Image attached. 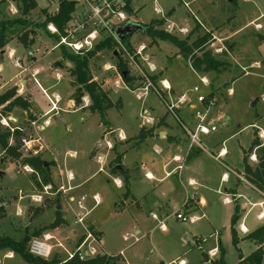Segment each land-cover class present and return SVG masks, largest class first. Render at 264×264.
<instances>
[{"label":"rangeland","instance_id":"obj_1","mask_svg":"<svg viewBox=\"0 0 264 264\" xmlns=\"http://www.w3.org/2000/svg\"><path fill=\"white\" fill-rule=\"evenodd\" d=\"M131 4L135 8V12L131 15L133 20L148 24L153 20L162 19L164 23L159 27L175 34L178 38L184 39L189 36V42L196 38L202 39V49L191 53V56L180 54L179 48L170 41L158 39L152 42V38L142 31L135 32L123 41L135 55L139 67L150 76L153 83V73L149 70L152 68L151 63L155 66L157 77L160 78L159 74H161L162 79L168 81L169 85L165 84V86L168 88L169 101H176L183 96L186 98L184 103H196L202 112L209 115L208 123L220 127L219 132L225 129L227 134H231L241 126V132L229 137L225 142L230 151L228 161L231 166H239L242 148H248L251 145L257 131L261 144L257 151L256 163L250 162L254 167L260 155L264 154V140L260 138L256 129V127H264V0H131ZM44 9L48 12L54 11L55 5L49 0H37L36 8L25 17L36 23L41 22L44 20ZM20 15V5L15 0H0V20ZM37 33L33 47H40V51L35 52L32 57L19 41V37H14L2 49L4 52L0 50V94L10 87L21 85V80L25 79L26 83L23 87L26 93L24 91L22 95H29L32 98L34 105L40 111L39 114L45 113L50 107L42 89H46L50 95L55 93L60 95L61 109L58 113L51 114L50 124L44 123L47 117H43L38 122L37 134L49 144L48 150L44 149L40 154L52 165L55 164L53 159L59 161L64 173L68 169L77 173V183L83 181L74 195H87L86 209L82 211H89L85 217L87 223L93 221L102 231L101 244L105 251L110 254H119L122 251L121 254L124 253L129 264H163L176 258L183 259L184 264H212L214 259L220 257L221 242L225 251L226 264H236L239 251L232 242L231 232V220L235 214L236 205L225 201L227 195L225 190L217 191L218 181L214 179L211 188L203 189L207 192L209 203L194 213L195 222H191L189 218L178 219L175 214L186 196L182 186L184 185L183 189L186 187L187 190H191L188 177H196V174L200 173L197 169L198 163L186 167L181 178L183 184L179 179L180 176L175 175L174 180H177V183L173 181L175 188L171 197V206L165 209V212L170 214L165 222L167 231L157 228L151 233L149 230L156 222L149 217L147 208L140 210L136 208L135 203L131 206V203L125 200V173L116 168L117 160H112L111 170L108 167H105V170L99 168L102 166L100 162H103L100 159L101 156H105L104 165H106L108 156L115 154V150L109 145L110 141L129 138L131 143H136V136L142 126H152L164 117L175 126L177 123L180 125L177 119L167 112L163 99L152 87L148 90L143 87L137 88L134 83H126L120 73L113 69L105 70V64L115 65L118 60L110 51L103 50L90 59V69L93 79L104 90L111 91L110 98L113 106L107 109L104 115L92 114L78 107L70 108L68 101L72 98L76 86L72 83L73 77L70 70L61 61L62 49L54 48L58 36L51 34L48 28L47 30L39 28ZM140 45L146 46L144 54H150L151 63L145 62L136 55L135 50ZM11 50L15 51V57L21 59L22 67L15 65L14 58L10 55ZM194 56H209L224 64L215 68L207 67L208 70L205 73L199 72L191 63ZM33 57L36 60L31 62L30 58ZM31 64V70H24V67ZM54 64L57 65L54 66ZM36 68L38 69L37 81L32 76L33 69ZM136 70L135 73L140 75L138 68ZM57 73L61 75L58 76ZM203 75L209 79V85L202 81ZM117 80H120L119 84L116 83ZM140 80L138 84L145 86V79L140 77ZM155 85L160 88L156 83ZM196 86L199 88L198 91L194 90ZM172 89L175 91L174 94L171 93ZM19 90L18 88V95L21 94ZM210 92H214L215 100L207 108L200 97ZM85 97L78 105L85 106L87 101L90 103L87 93ZM146 108L148 112L144 111ZM1 109L3 108L0 107V112ZM175 112L184 123L188 124L179 109L176 108ZM37 113L36 110L34 113V110L15 107L10 113H4L8 116H4L3 120L11 126L23 127V132L35 134L32 121L37 117ZM59 113L61 115L57 117ZM41 124L45 125V129L40 128ZM187 126L190 127L189 124ZM226 136L211 134L204 137L201 134L199 140L209 154H214L212 143L215 139L219 137L224 139ZM10 142L13 143V139ZM130 145L124 146L120 143L117 149L124 151ZM194 148L197 150V145ZM151 150H153V141L149 139L139 150L128 148L124 152L122 161L131 166L132 162L138 161L145 155H148L149 159L152 157L158 160L151 155ZM72 153L75 154L71 157ZM18 160L19 158L10 156L0 146V202H3L0 205V212L3 214L0 219V236H10L20 240L26 235L32 238L43 237L45 233L52 231L50 233L54 239L50 243L54 244V248L48 259L54 256L67 259L69 252L77 246L83 228L81 225L74 224V214L64 198L61 199V204L63 210L68 213L69 224L37 233L49 226L57 216L56 206L59 194L55 193L58 188L55 182L58 181V172L56 175L54 173L51 184L44 183V185H51V193L44 194L45 200L42 204L36 203L31 196L40 194L43 185L41 183L37 185L36 180L39 179L25 172L18 165ZM145 160L149 163L147 159ZM158 162V166L162 169L165 160H158ZM199 163H204L205 167L211 169L213 178L219 176V169L217 174H214L216 162L209 155H202ZM173 164H169L170 167ZM114 167L119 172H114ZM116 173L119 175L115 176ZM134 176L136 182L133 183V188L136 192H140L146 180L145 170L135 171ZM117 177L123 184L118 185L115 182ZM213 178L207 179V182ZM242 191H244L243 201L249 195H253L256 202L264 199L263 196L252 191L247 184L242 185ZM95 195L100 198L98 202L94 198ZM124 201L127 206L122 208ZM33 206H42L45 209L38 215ZM245 209L249 208L245 206ZM261 210V206L251 208L246 214L247 226L255 224L257 213ZM20 211L23 214L19 215ZM235 227L239 236L238 223ZM136 229H140L141 232L136 233ZM195 240L198 242L193 243ZM58 242H61L62 246H58ZM238 245L244 255H248L256 248L252 241L244 237ZM8 252L9 249L0 250V264H30L20 254L14 252L12 257L6 255ZM204 254L209 257L208 260L204 258Z\"/></svg>","mask_w":264,"mask_h":264},{"label":"crops","instance_id":"obj_2","mask_svg":"<svg viewBox=\"0 0 264 264\" xmlns=\"http://www.w3.org/2000/svg\"><path fill=\"white\" fill-rule=\"evenodd\" d=\"M126 3H127V7L131 8V12H129V10H130L129 8H128L129 10H127L128 14H129V20L128 21L141 23L139 21L131 19V15L135 12V8L132 6L131 0H126ZM167 18H169V16ZM141 24H143V23H141ZM36 48H39V51H40V47H36ZM36 48H34V47L32 48L33 49V53H32V55L30 57H32L35 52H39V51L36 50ZM11 51H14V50H11ZM2 52H4V51L2 50ZM61 52H62L61 61L70 70V68L73 65H72V63L70 61L63 59V49L61 50ZM144 52H145V50H144ZM111 53L117 59L116 52H114V53L111 52ZM145 56L147 58V60L145 62L149 61L150 54L149 53H145ZM30 60L32 62L33 60H36V59H35V57H33V58H30ZM32 64L30 66H27L29 68V70H31ZM56 65L57 64H54V66H56ZM59 65L62 66L60 63H59ZM106 65H108V64H106ZM150 65L153 68V69L149 68L150 72L153 73L152 77H155L154 80H153L154 84L156 83L158 86H160V88L164 91V93L166 95V98H167L168 89H166L165 84L169 85L168 81L166 79H162L161 74H159L160 78H158L157 74L155 73V70H154L155 66L152 63ZM104 68H105V65H104ZM113 71H115V69H113ZM33 72L35 73V77H36V75L38 73V69L37 68L33 69ZM70 72H71V70H70ZM203 73H205V72H203ZM57 75L60 76L61 74L57 73ZM131 76L134 77L133 83L135 84V86H137V84L140 83V81H141L140 78H138L134 74H131ZM203 76H205V75H203ZM71 77H73V76L71 75ZM121 77L123 78V76H121ZM25 83H26V80L23 79V80H21V85H16L20 89L19 90L20 93H21L20 95H22V93H24V91L26 93V90L23 87V85ZM72 83L74 84V77H73ZM16 86H13V87H16ZM75 86H76V89H77L78 86L77 85H75ZM10 88H12V87H10ZM10 88H8V89H10ZM76 89H75V91H76ZM105 91H107V90H105ZM74 93L75 92H73L72 98L69 99V101H68V106L70 108L78 107V108H82L83 111L86 110V111H89L92 114H96V113L92 112L89 108H87L86 107L87 105H85V106L78 105L76 103V101H75ZM110 93H111V91L108 92L109 97H110ZM171 93L174 94L175 91L172 89ZM55 94H58V93H55ZM23 97L28 98L30 100V102L32 103V108L30 109L31 111L34 110V112H35V110H36V112L40 113V111L34 105V102H33L32 98L29 95H25ZM83 97H85V94H84ZM85 99H88V97H85ZM179 99L176 100V101L173 100V101H170V102H173V103L177 104L176 108L179 109V111L182 113L184 120L187 121L188 124L190 125V127H191L190 129H192L193 131L196 130L198 120L195 117V111L198 110V109L199 110H202V109L198 108L197 104L194 103V102H191V103H192V105H194L195 109H194V107L189 105L190 102H188V103H184V102L178 103ZM0 107L3 108L4 105H0ZM144 111L148 112V109L146 108V110L144 109ZM61 113H59V115L57 117H59L61 115ZM168 113H170V112H168ZM218 118L220 119V116ZM208 121H209V115L207 116V122ZM180 126L181 125H179L178 123H177V126H175L173 123H171L169 120H167L164 117L162 120L158 121L157 123L155 122L152 126H142V127H147V128L154 127V132H153V134L151 136L147 137L140 144H137V141H136V143H131L132 141H130L129 138H125L126 140L125 139L124 140H121V139L120 140H116L115 142L110 141L109 145L111 146V148L113 150H115V154L113 156H111V155L108 156V164H106V165H104L105 156H101L102 158L100 157L101 161H103V162H100V163H102L101 164L102 166H100L99 168L101 170H105V167H108L111 170V162H112V160H115V159H117L118 156H120L121 165L123 164L122 166L124 168L122 172L125 173V180H126L127 177H129V194L128 195L125 194V200L130 202L131 206H133L132 203H135L134 205L136 206V208H138L140 210H143L144 207L147 208V210L149 212L148 213L149 217L156 222L155 225L151 227L149 232L151 233V232L155 231L157 228L160 229V226H159L160 221L166 222L167 219L170 217V214L168 212H165V209H168L171 206V203H170L171 200H172L171 197L173 196V192H174L173 190L175 188L174 187L175 184H173L174 183L173 181H175V183H177V180H174L175 175H179L180 176L179 179L181 181V184H183L181 178L183 177V173H184L186 167L191 166V165L196 164V163H198L197 164V167H198L197 169H198V171L200 173L196 174V177H194V176H189L188 177V184H189V186H191V190H187L186 187H185V189H183L184 185L182 186L180 184L182 186V191H185L186 196L184 198L183 204L180 207H178L179 209H181L182 206L184 205V203L186 202V200H188L187 207H186L187 209H185L186 215L187 216H194L195 212H197L200 208H202L203 206H206L207 203H209L207 192L203 191V189H206L208 187L211 188V183H213L214 182L213 180L215 179L216 182L218 181L217 191L219 190L220 192H223L225 190L227 192V195L225 196V198L229 197L232 200L231 202H227V203L235 204L236 206L239 207L237 223H238V230H239V236L238 237L240 239H242L243 237L247 236L250 232L254 231L258 227L264 225V222H262L264 220V217L263 218L259 217V214L261 212H264V199H260L258 202H256V201H254V196L253 195H249L246 198V200L243 201V194H242L244 192V191H242V185L243 184H247L252 191H254V192L258 193L260 196L264 197V190L258 188L250 180V177H251L252 173L250 171L249 172L246 171V164H245V161H244V156L246 155L247 156V164L252 170H254L258 166V164H259L261 158L264 156V154L260 155L259 160H258L257 164L254 167L251 166V163L252 162L256 163V161L258 159L257 151L260 148V144H261L259 138H258V140H259L258 144L256 146H253L252 149H251V146H252L253 141L251 142V145L248 148H244V147L242 148L241 161L240 162L238 161L239 162V166L233 167V166H231L229 164V161H228V156L230 155V151H229V149H227V147L225 145V142H226V140L229 137H231L233 135H238L241 132V130H242L241 126L238 127L239 129H236V130H234V132H231V134L228 133V134H230L229 136L226 133L227 131L225 129L221 130L219 132V130H220L219 126H218L216 131H214V132H212L210 134L199 133V135L203 134L204 137H205V135H211V134H214V135L222 134V135H227L228 136V137L227 136L224 137V139H221L223 137H219L218 139L214 140V143H212V145L214 147V154L213 153L209 154V152L207 151L205 146H204V148L197 146V150H196V148H194L196 145L193 146L192 148H190L189 136L185 132V130H182V127H180ZM40 128L41 129H45V126L43 124H41ZM34 129H35L34 130L35 134H37V129L36 128H34ZM256 129L258 130L259 136L262 139L261 135L262 134L264 135V127L260 126L259 128L256 127ZM181 131L183 133H181ZM256 136L258 137L257 131H255L254 139L256 138ZM149 139H151L153 141V150H151V155L157 157L158 160H165V163L163 164L162 169L157 164V163H159L158 160L156 158H152V157L149 159L148 155L142 156L136 162H132L131 166L128 165V164L123 163L122 158L124 156V152H126L128 150V148H130V149L138 148V150H139L141 148L142 144L146 140H149ZM43 142L45 144V149L48 150V145L49 144L45 143L44 140H43ZM114 143H116V144H114ZM120 143L124 144V146H127L128 144H131V145L129 147H126L124 151H119L117 149V146ZM99 146H101V145H99ZM73 154H75V153H72L71 157L73 156ZM205 154L209 155V157L212 158L214 160V162H216L217 166L214 165V174L215 173L217 174V171H218L217 169H219L218 173H220L217 178H213L212 177L213 175L211 173V169L210 168L205 167L204 163H199L202 155H205ZM250 157H251V160H249ZM145 159H147L149 161V163H151V164L149 165V163H147V161ZM53 160L55 161V164H53V165L51 164L52 166H50V168H52V170L50 169V172L53 171V174H51L52 179H54V176L58 172V175H57L58 176V181L55 182V183L58 185V187L60 186L61 183H68V184L72 185L74 188H73V190H71L69 192V194L72 195V196H76L74 194H75V192H77V190L83 184V181L80 182V183H77L76 182L77 173H75L73 170H69V169H68V171H66V173H64L63 169L61 168L62 167L61 163L59 161H56L55 159H53ZM169 164L170 165L173 164L172 167H170ZM142 169L145 170V178H146V180L144 181V187L142 188V190L140 192H136V189L133 188V183L136 182V180H135L136 177L134 176V172L135 171H140ZM65 170H67V169H65ZM54 173H55V175H54ZM68 173H73V176H74L73 180H71V181L67 180V174ZM225 173H228L227 177H224ZM31 175H34L35 177H37L35 174H31ZM118 175H119V173L115 174V176H118ZM40 178H41V180H38V181L40 183L42 182L41 184H44V182L42 181L41 175H40ZM211 178H213V179L210 180V182H207V179H211ZM51 181H53V180H51ZM149 181H151V182H149ZM115 182H120L121 184H123L122 180L120 178H118V177L115 178ZM47 184H51V182H49ZM118 185H119V183H118ZM124 185H125V181H124ZM213 190L216 191V189H213ZM126 191L127 190H125V193H126ZM22 194H23V192H22ZM82 195L86 196V200H85V202H86L87 201V195L86 194H80V195H77V196H82ZM95 196H97V198L100 200L98 195H95ZM22 197L23 196L21 195V198ZM57 198L60 200V204H61V202H62L61 199L63 197H61V198L57 197ZM64 200H65L66 204L68 205L67 199H64ZM126 201L123 202V207L122 208H125L127 206V204H125ZM61 206H62V204H61ZM245 206H247L249 209L246 210ZM258 206H261L262 210L257 213V218L255 219V224L251 225L249 227V226L246 225V221H245L246 220V214L251 210V208L258 207ZM37 207H39V206H37ZM56 210H59V209H57V206H56ZM60 210H62L63 219H64L65 222L60 224L59 226H57L55 228H59V227L63 226L64 224L65 225L69 224V218H68L67 211L63 210V206H62V209H60ZM21 214H23L22 211H20L19 215H21ZM153 214H156L158 216V218L157 219L154 218ZM194 217H195V221H196V215ZM88 224L90 226H92L94 229L98 230L100 236L102 237V231L100 230L99 227H97V225L93 221H89ZM239 224H241V225H239ZM162 231H167L166 226H165V229H162ZM50 232L52 233V231H50ZM135 232L136 233H140L141 231H140V229H136ZM49 233H45V234H49ZM241 233H243V234H241ZM197 242L198 241L195 240V243H197ZM255 246H256V244H255ZM102 250L104 252L109 253L108 251H105L103 245H102ZM121 252L122 251H120L119 254H121ZM6 255L7 256H13L14 252L13 251H9L8 254H6ZM121 256H122V258L124 260V263L125 264H129L127 258H125L124 253ZM245 256H247V255H245ZM164 263H166V262H164Z\"/></svg>","mask_w":264,"mask_h":264},{"label":"trees","instance_id":"obj_3","mask_svg":"<svg viewBox=\"0 0 264 264\" xmlns=\"http://www.w3.org/2000/svg\"><path fill=\"white\" fill-rule=\"evenodd\" d=\"M15 2L20 5L21 15L7 20H0V50H2L14 37H19V41L26 49L33 48V45L36 41V36L38 34L37 29L42 28L47 30L48 24L53 23L61 32H63L66 23L70 20L71 14L75 10V7L70 0H60V6L57 12L50 13L47 9H44V20L36 23L25 16L30 14V12L36 8L37 0H15ZM127 10L131 12L130 7H127ZM163 23L164 22L162 19H157L151 21V23L143 24L145 28L143 32L152 38V42H156L158 39L170 41L179 48L180 54L191 56V53H194L198 49H202V39L196 38L192 42H189V36L184 39H180L175 34L160 28L159 26L163 25ZM116 45L117 43L112 37H107L105 40L100 42L95 47V49L88 52L85 56L74 54L67 51L66 49H63V59L72 63L73 66L70 68L71 75L74 77V84L78 86L74 93L75 101L77 104L81 103L84 94L87 93L90 97V103L86 107L94 113H101L104 115L105 111L113 106V102L110 99L108 92L105 91L102 86L93 79L90 69V59L98 52L103 50L114 53L116 51ZM116 56L118 59L117 68L122 74L124 81L126 83H133L134 77L130 75L128 65L120 56L117 54ZM191 61L193 67L199 72H206V70H208L207 67L215 68L216 66L224 64V62L217 59H211L209 56H194L193 60ZM203 64L206 66L203 67ZM124 72H127V74L124 75ZM154 78L155 77H152L153 80ZM17 91L18 88L13 87L0 94V105H4L3 110L0 112V146L10 156L19 158V160H21L23 163L31 165L41 175L42 181L44 183H49L52 180L50 172L51 162L43 158L41 154L30 157H22L21 144L19 141L21 131L16 130L15 133H12L8 127L1 123L2 117L8 116L4 113L8 114L15 107H21L26 110H30L32 108V103L30 100L26 97H23L22 95H18ZM213 94L214 92H210L207 95V98L204 102L206 106L211 104V100L214 98ZM153 132L154 127H141L138 135L136 136L137 144L143 142L147 137L151 136ZM12 139L13 143L10 142ZM258 142L259 140L256 136V138L253 140L251 149L253 146H256ZM116 160V164L121 163L120 156H118ZM244 161L246 164V171H250L252 173L250 180L258 188L264 190V156L261 158L258 166L254 170L248 166L246 155L244 156ZM113 171L119 172V170H117L115 167ZM36 183L37 185L40 184V182L37 180ZM125 187L127 190L125 194L128 195L129 177H127L125 180ZM187 203L184 204L181 209H187ZM33 207H35V212L38 215L41 214L45 209H43L42 206ZM56 212L57 217L55 221H53L49 226L43 228L42 231H37L38 234L47 229L55 228L65 222L63 219L62 210H56ZM238 213L239 207L236 206L235 214L231 220L232 242L239 251L238 261L236 264H264V225L258 227L244 237V239L253 241L257 246L254 251L245 256L239 248L238 244L241 239L238 237L235 227L238 221ZM2 217L3 214L0 212V219ZM31 238L32 237H29V235L24 236V238L20 240L10 236H0V250L9 249V251L20 254L30 264H125L120 254L100 253L95 257L87 258L85 260L79 259L78 256L70 259H62L58 256H54L51 259L36 257L28 251ZM219 249L221 253L220 257L214 259L212 264H226L225 251L221 242ZM204 258H206V260L209 259L208 256H205V254Z\"/></svg>","mask_w":264,"mask_h":264},{"label":"built area","instance_id":"obj_4","mask_svg":"<svg viewBox=\"0 0 264 264\" xmlns=\"http://www.w3.org/2000/svg\"><path fill=\"white\" fill-rule=\"evenodd\" d=\"M71 2H74L75 10L71 14L70 20L66 23L63 32H61L57 26L53 23L48 24L47 28L51 34L58 35V41L55 44L54 48H61L66 49L67 51L78 54L81 56L86 55L88 52L95 49V47L105 40L107 37H112L117 45H116V54L120 56L123 61L126 62V64L129 67V73L136 75L138 78L142 77L145 79L144 85L141 86L138 85V87H143L145 90H148V88L152 87L155 92L163 99L167 106L168 112L173 114L177 121L180 123L182 128L185 130V132L190 137V148L197 145L199 147L204 148V145L199 140V133L203 134H210L217 130L218 126L213 123L207 122V113L202 112L201 110L195 111V117L198 120L196 130L190 129L189 126H187L181 118L176 114L175 109L176 105L173 102H170L166 95L164 94V91L157 87L150 79V76L147 75L137 64L135 55L131 53V51L126 47V45L123 42V39H120L114 32V28L117 26L124 25L129 20V14L127 11V3L126 0H70ZM50 3L55 5L54 11H51L50 13H55L59 10L60 6V0H49ZM187 31L186 29H182V31ZM146 49L145 45H140L136 48L135 52L137 56H140L144 61L147 60L144 50ZM37 51H39V48H36ZM10 55L14 58V63L18 67H22V64L20 62V58L15 57V52L10 51ZM117 57V56H116ZM140 71V75L135 73L137 72L136 68ZM105 69H115L116 72L120 73V71L117 68V65H106ZM153 69V68H151ZM24 70H28V67H24ZM150 70V69H149ZM134 72V73H133ZM32 76L37 81L35 77V73L32 72ZM120 76L122 74L120 73ZM202 81L205 84L209 85V80L206 76L201 77ZM117 84L120 83V80H117ZM135 85V84H134ZM137 87V86H136ZM137 87V88H138ZM168 89V88H166ZM44 94L46 95L48 102H49V109L43 113L39 114L37 113V117L32 121V125L34 128L38 129V122L43 117H47L44 120L45 125L50 124V116L52 113H58L60 108V103L62 101L59 94H52L50 95L47 90L42 89ZM195 91H198L199 88L196 86L194 88ZM207 98V95L204 97H200V100L205 104V100ZM214 98L211 100V104L206 106L209 108L214 103ZM186 98L181 97L178 101V103L185 102ZM89 102L87 101L88 105ZM189 105L194 107L192 103L190 102ZM195 109V107H194ZM35 113V112H34ZM4 116L1 119V123L8 127L12 133H15L16 130L22 131L20 136V144H21V153L22 157H30V156H36L39 155L41 152L45 149V144L43 142L42 137L39 134H32V133H26L23 132L24 129L21 126H11L6 120H3ZM44 125V124H43ZM44 125V126H45ZM41 127V126H40ZM262 139L264 140V135H261ZM222 152V151H221ZM18 165L23 168L25 172L35 174L39 180H41L39 173L29 164L23 163L21 160H18ZM149 175V174H148ZM228 173L224 174V177H227ZM74 179L73 173L67 174V180L71 181ZM42 183V182H41ZM117 184L121 185L120 182H116ZM43 185V190L40 194L32 195L31 198L34 202L42 204L45 200L44 194H50L51 193V185ZM73 186L68 183H61L60 186L56 190V195L59 197H63L64 199H67L68 207L70 210H72L74 217H75V225H81L83 228V233L81 235V238L79 239V242L77 243V246L74 250L69 252V257L74 258L76 256L79 257L81 260H85L87 258H92L100 253H107L102 250V244H101V236L98 232V230L94 229L92 226H90L85 217L89 213L83 212L82 210L86 209L85 206V200L86 196H72L69 194L71 190H73ZM97 199V196L94 197ZM226 202H231L232 200L229 197L225 198ZM188 200L184 204H186ZM82 212H78V211ZM176 216L178 219H190L191 222L195 221L194 216H187L186 211L183 209H179L176 212ZM154 218H158L156 214H153ZM260 218L264 217V212H261L259 214ZM161 229H165V222L160 221L159 224ZM54 239L53 235L44 234L43 237H33L28 246V251L33 256L48 259L51 254L52 250L54 248V244H51L50 242ZM58 246H62L61 242H58ZM109 254V253H107ZM122 255V254H120ZM183 259H175L170 262H166L164 264H184Z\"/></svg>","mask_w":264,"mask_h":264},{"label":"water","instance_id":"obj_5","mask_svg":"<svg viewBox=\"0 0 264 264\" xmlns=\"http://www.w3.org/2000/svg\"><path fill=\"white\" fill-rule=\"evenodd\" d=\"M72 4L74 5V2H72ZM144 26L143 24L141 23H138V22H133V21H128L126 24L124 25H121V26H117L115 27L113 30L115 32V34L120 38V39H124L126 37H129L131 36L132 34H134L135 32H138V31H144ZM33 53V49L32 48H29L28 49V54L29 56H31ZM127 72H124V75H126ZM116 168L123 171V166L121 164H117L116 165ZM1 174V172H0ZM3 202H0V205L2 204ZM57 209H62V206L60 204V200H58V205H57ZM193 243H195V241H193Z\"/></svg>","mask_w":264,"mask_h":264},{"label":"bare ground","instance_id":"obj_6","mask_svg":"<svg viewBox=\"0 0 264 264\" xmlns=\"http://www.w3.org/2000/svg\"><path fill=\"white\" fill-rule=\"evenodd\" d=\"M13 257V256H12Z\"/></svg>","mask_w":264,"mask_h":264}]
</instances>
